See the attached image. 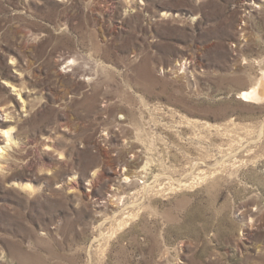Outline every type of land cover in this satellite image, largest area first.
Returning a JSON list of instances; mask_svg holds the SVG:
<instances>
[{
	"label": "rangeland",
	"instance_id": "374dc122",
	"mask_svg": "<svg viewBox=\"0 0 264 264\" xmlns=\"http://www.w3.org/2000/svg\"><path fill=\"white\" fill-rule=\"evenodd\" d=\"M262 71L264 0H0V264H264Z\"/></svg>",
	"mask_w": 264,
	"mask_h": 264
},
{
	"label": "bare ground",
	"instance_id": "6f19581e",
	"mask_svg": "<svg viewBox=\"0 0 264 264\" xmlns=\"http://www.w3.org/2000/svg\"><path fill=\"white\" fill-rule=\"evenodd\" d=\"M29 36H31V38H32V40H33V42L34 41H36V39H37V34L36 33H34V32H32V31H29ZM13 58V57H12ZM180 66H184V64L183 65H180ZM69 68H72L73 69V71L76 69V68H74V67H72V66H69ZM172 80H174V82H176L177 81V79H172ZM21 85V84H20ZM23 85H24V82H23ZM23 85H21V86H23ZM181 88V87H180ZM13 90L12 91H17V97H18V99L21 101V106H22V108H24V101L22 100V98L20 97V91L19 90H17V89H15V87L13 86V88H12ZM239 98H241L243 101H250L251 103H253V104H256V103H260V102H263L264 101V71H262L261 72V76L259 77V78H257L256 79V81L254 82V84H252L251 85V87H249V89L248 90H246V91H242V92H240L239 93ZM263 106V105H262ZM3 108V107H2ZM3 112L4 111H6V110H2ZM8 114L9 113H7V114H5V115H3L2 114V116L5 118V119H8L9 118V116H8ZM190 122V121H189ZM194 122V121H193ZM193 122H191V124L193 125V124H195V123H193ZM196 126V125H195ZM194 127V126H193ZM195 128H197V127H195ZM264 130V125H263V127H262V131ZM133 131H135L136 132V139H137V141H138V139H139V136H138V133H139V127L138 126H134V130ZM0 136H1V139H2V143H5V145L4 146H0V161H1V159L4 157V151L6 150V149H8L10 146H11V142H13V137H12V134H13V128H6V127H2V129H0ZM135 149V148H134ZM57 152V151H56ZM133 152V151H132ZM135 153H136V151H135ZM61 154V153H60ZM136 155H138V154H136ZM134 157H135V154H134ZM137 157V156H136ZM138 158V157H137ZM136 161V160H135ZM145 161V162H144ZM139 162V161H138ZM132 163V162H131ZM135 163V162H134ZM141 163H144V164H142L141 165V168H140V170H139V172H141V173H143V174H147V170L149 169V167H150V165H149V161H148V159H141ZM129 164V163H128ZM1 169V168H0ZM131 171V170H130ZM1 173V172H0ZM128 174V173H127ZM138 175H139V173H138ZM129 176H125V178L123 179V180H125V181H129L128 178ZM141 177V176H140ZM145 177V176H144ZM92 178H94L93 176H92ZM195 178H198L199 180H201L202 181V179H203V177H199V176H194V179ZM141 179H143V178H141ZM114 181V180H113ZM143 184V181L142 182H140V184ZM178 184H180V182L178 183ZM14 185H16V184H14ZM19 185V184H18ZM127 185V184H126ZM20 187H21V189H23L24 191H27V192H32V190H33V187L31 186V184L30 183H28V182H25V183H23V184H20L19 185ZM180 186H190V184H187V183H184V184H181ZM127 187V186H126ZM128 187H130V186H128ZM145 187V186H144ZM176 189V187H174L173 188V190H175ZM115 190V193H114V198H116V199H114V201L116 202L117 201V207H118V209L120 208V207H123V205L124 204H122L121 202H123L124 200H123V196H121V195H117V194H121V192H120V190H119V188L117 189V188H115L114 189ZM123 194L125 193V192H122ZM143 193V192H142ZM147 193H145V195H146ZM111 197H113L112 195H111ZM134 203V202H133ZM120 210V209H119ZM135 210V209H134ZM129 213V212H128ZM138 214H139V212H137V213H130L129 215H127L125 218H123V219H121L118 223H116L117 224V226L116 227H114V221L111 223L112 225L110 226L111 227V232H110V234H109V237H107V238H112V236H114V232H116L118 229H121V228H123V227H125V226H127V222L129 221V220H133V219H135L137 216H138ZM117 215V214H116ZM113 220H114V218H113ZM115 224V225H116ZM104 234V233H103ZM107 234V233H106ZM108 235V234H107ZM106 235V236H107ZM101 236H103V235H101ZM105 239V238H104ZM107 240V239H106Z\"/></svg>",
	"mask_w": 264,
	"mask_h": 264
}]
</instances>
